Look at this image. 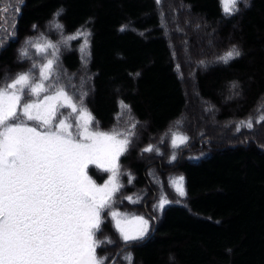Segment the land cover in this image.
<instances>
[{"label":"trees","instance_id":"trees-1","mask_svg":"<svg viewBox=\"0 0 264 264\" xmlns=\"http://www.w3.org/2000/svg\"><path fill=\"white\" fill-rule=\"evenodd\" d=\"M236 8L225 15L221 0H21L13 34L0 40V77L14 76L20 40L62 26L44 32L59 47L58 70L76 86L70 91L83 82L84 106L104 128L124 111L146 124V143L180 119L199 127L173 163L136 148L120 157L140 187L152 164L173 166L186 187L162 208L150 238L125 254L128 264H264V0ZM233 47L241 54L221 60ZM239 120L252 127L237 131ZM217 123L233 130L223 140Z\"/></svg>","mask_w":264,"mask_h":264},{"label":"snow or ice","instance_id":"snow-or-ice-1","mask_svg":"<svg viewBox=\"0 0 264 264\" xmlns=\"http://www.w3.org/2000/svg\"><path fill=\"white\" fill-rule=\"evenodd\" d=\"M238 2L221 0L225 15L238 11ZM31 48L42 58L39 63ZM58 53V45L47 40L27 41L19 55L31 60V67L0 77V264H104L106 259L96 255L104 241L95 236L103 222L101 213L111 208L122 187L118 161L133 133L116 128L105 132L98 122L92 127L83 82L79 90L70 91L76 86L71 78L64 83ZM240 54L233 47L220 59ZM61 109L71 111L66 115ZM245 126L251 128L252 121ZM187 139L174 134L172 145ZM152 150L151 145L145 149ZM90 165L110 173L103 185L88 175ZM182 182L183 177L177 178V191L184 196ZM166 203L162 198L160 207ZM110 215L125 242L142 240L149 232L143 217L119 219L115 211Z\"/></svg>","mask_w":264,"mask_h":264},{"label":"rangeland","instance_id":"rangeland-1","mask_svg":"<svg viewBox=\"0 0 264 264\" xmlns=\"http://www.w3.org/2000/svg\"><path fill=\"white\" fill-rule=\"evenodd\" d=\"M20 2L21 0H0V40L1 41L2 39L3 41H6V38H9L13 34L12 31L14 32V25L15 23H17V19H18L17 12L19 11V10L17 11L16 9H19ZM44 32L53 33L55 35L60 32V28H57L55 25L50 23L45 29L37 30L36 33H34L33 30L30 36L22 38L20 40L18 49L16 50L17 51L16 58L18 60V65L20 67L16 69V73L27 71L31 67L32 61L24 60L19 55V50L23 47H26L27 41L40 43L47 40L48 42L53 43L51 39H48L44 35L45 34ZM16 37L17 35L14 38ZM29 51L32 57L33 58L36 57L37 60L40 62L42 58L36 55L35 49L31 48L29 49ZM59 55L60 52L58 53V56ZM189 94L195 96L196 95L195 89L194 92L191 89L189 91ZM83 102L87 104L85 101ZM87 110L92 114V112L88 108ZM61 111L65 112V114L67 115L70 113L71 110L61 109ZM239 121H243L244 123H239L238 125H236L237 131L243 129L244 127L246 128L247 126L245 125L248 122L245 120H239ZM200 122L203 123V120H200ZM96 123H97L96 121L92 122L93 128L95 127ZM98 124L100 130L105 132L110 131L113 128H116L120 132L130 131L133 133V135L130 136L131 143L126 153L130 154V151H132L133 148H136L139 150V153H143V156H145L146 154L148 155L150 154V156L156 154L154 157L155 158L159 157L160 159L161 156L159 154L162 153V157H163L162 161H165V163H173L175 161L176 156L180 155L183 151L190 149V146L186 144H188L190 141L191 142L194 141V139H192V136L189 135H196L198 133L197 128H199L197 127V125L193 128L192 125H190L189 118L185 120L180 119L178 122L177 121L173 122L164 132L158 133L156 136L152 137L149 140V142L146 143V140L144 139L141 140V134L143 131L141 127L142 125H146V124L143 122H136L134 116L130 114L128 111H124L122 113V115L117 119V122L114 124V126H111V129L104 128L102 125H100V123ZM229 124L230 123H227L225 124V126H221L220 123H217L216 125L213 126L216 127L220 132L221 134L220 140H223L221 137L224 138L229 136V134L227 133L228 131L229 132L233 131V130H228L231 128V125ZM133 125L136 126V128L133 127ZM223 131L224 132L226 131L225 132L226 135ZM174 134L177 137L186 136L188 138L186 143L181 144L179 140H177L178 146L173 147L172 140L174 138ZM260 134L264 136V127L260 131ZM149 145L152 146L153 150L145 151V149ZM118 162L120 165V174L118 176V183L122 185V187H120L119 191L114 194L111 208L110 209L106 208L101 213V217L103 221L102 223L106 221V223H109V225L112 228L110 227L107 230L103 227V224H101L100 230L96 233L95 236L97 240L104 241V243H102L100 247L96 249L97 257L106 258L104 260V264H110L112 263V261H114L113 264H128V262L125 261L123 257L131 247L133 248L135 245H138L140 241L146 238L148 240L150 238L149 235L156 228L158 221L157 218L162 213L163 211L162 208H164L168 204L175 202L176 201L175 199L177 197L178 198L182 197L177 191V184H176L177 178L183 177L182 187L186 193L184 176L173 166L169 167V171H167L166 169L160 170L157 166L152 164L151 168H149V171H147L148 172L147 183L144 184V186L140 187V185H136L137 184L136 177L133 176L132 172L129 171L128 166L122 162L120 163V160ZM90 168L94 170L95 174L103 177L102 181L98 182L97 179L89 173ZM89 169H88V175L92 178V180L95 181L97 185H103L105 181H107L110 177L109 172L97 168L95 165H90ZM130 179H131V183L129 182ZM148 190L154 192V197L149 196L150 192H148ZM128 197H130L131 199H127ZM162 198L166 199L168 203L164 204V206L161 208L160 203ZM149 201L151 204L149 203ZM110 211L117 212L119 214L117 218L119 219H124L126 217L128 220H131L133 217L136 216L145 218L146 220L149 221L148 234L142 240L125 242L121 238L119 232L114 227L115 220L111 217Z\"/></svg>","mask_w":264,"mask_h":264},{"label":"water","instance_id":"water-1","mask_svg":"<svg viewBox=\"0 0 264 264\" xmlns=\"http://www.w3.org/2000/svg\"><path fill=\"white\" fill-rule=\"evenodd\" d=\"M113 262H114V261H112V263H110V264H113Z\"/></svg>","mask_w":264,"mask_h":264}]
</instances>
